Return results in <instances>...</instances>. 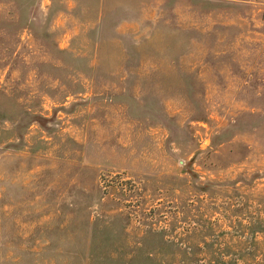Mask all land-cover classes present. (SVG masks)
I'll return each instance as SVG.
<instances>
[{
  "label": "rangeland",
  "instance_id": "rangeland-1",
  "mask_svg": "<svg viewBox=\"0 0 264 264\" xmlns=\"http://www.w3.org/2000/svg\"><path fill=\"white\" fill-rule=\"evenodd\" d=\"M0 264H264V0H0Z\"/></svg>",
  "mask_w": 264,
  "mask_h": 264
}]
</instances>
